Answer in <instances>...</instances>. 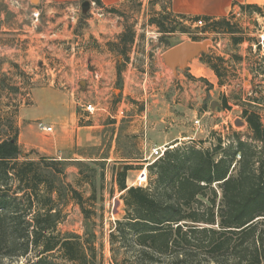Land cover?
<instances>
[{
  "label": "rangeland",
  "instance_id": "rangeland-1",
  "mask_svg": "<svg viewBox=\"0 0 264 264\" xmlns=\"http://www.w3.org/2000/svg\"><path fill=\"white\" fill-rule=\"evenodd\" d=\"M37 12L40 16L35 19ZM257 15L225 19L223 24L229 23L236 33L232 36L195 28L191 19L172 13L171 0H0V139L27 126L32 128L27 141L47 143L51 135L38 136L40 125L54 123L59 113L79 115L81 125L101 126L92 145L70 154L93 160L68 162L35 148H21L20 161L39 163L41 174L62 190L63 198L55 205L61 211L55 235L83 240L95 235L94 261L111 264L110 236L126 215L118 174L125 164L133 163L127 185L147 187L148 166L157 161L150 158L151 152L143 161H124L127 154L139 155L145 133L153 139L162 134L185 137L189 145L207 149L217 144L218 137L224 138V147L235 134L248 141L243 110L256 111L255 101L264 102V46L260 45L264 19ZM235 38L243 43L235 44ZM184 43L206 44V52L189 62L192 68L172 70L163 57ZM111 45L121 46H114L117 57L110 56ZM204 55L213 59L223 80L212 68L215 75L206 79L189 73L196 63L205 64ZM101 57L105 63L100 64ZM53 103L67 108L58 109ZM87 105L95 107L92 114L85 111ZM261 114L264 120V110ZM141 123L145 133L128 134L131 126ZM173 145L167 148L174 149ZM45 159L65 162L57 167L65 174H55V167ZM143 171L147 180L139 186ZM10 185L16 189L18 184ZM53 197L57 199L56 194ZM117 201L120 205L114 213ZM16 204L21 212L11 217L24 228L34 214L24 215L26 199ZM38 251L31 247L27 257L1 258L0 264H31ZM134 251L122 248L118 255L133 257ZM53 263L69 264L60 254Z\"/></svg>",
  "mask_w": 264,
  "mask_h": 264
},
{
  "label": "trees",
  "instance_id": "trees-1",
  "mask_svg": "<svg viewBox=\"0 0 264 264\" xmlns=\"http://www.w3.org/2000/svg\"><path fill=\"white\" fill-rule=\"evenodd\" d=\"M241 9L263 16L257 6ZM201 19L210 23L205 29L236 35L229 23L223 24L225 19L191 20ZM234 42L239 45L243 39ZM202 61L224 79L212 58L204 55ZM225 106L230 110L227 102ZM254 106L256 111L243 110L248 141L235 134L224 147V138L218 137L209 149L177 142L148 166L147 187L127 185L132 166L118 174L126 215L110 236L111 264H264V102L256 100ZM14 134L0 139V259L27 257L34 247L39 251L31 264H54L57 254L69 264H96L95 235L85 240L55 235L61 216L55 205L63 198L62 190L41 174L39 163L20 161L19 132ZM48 161L55 174H65L57 169L65 162H43ZM11 183L18 184L16 189ZM72 193L81 200L78 191ZM23 199L28 203L24 215L34 214L24 228L11 217L21 212L16 202ZM128 247L135 250L133 257L118 255Z\"/></svg>",
  "mask_w": 264,
  "mask_h": 264
},
{
  "label": "crops",
  "instance_id": "crops-1",
  "mask_svg": "<svg viewBox=\"0 0 264 264\" xmlns=\"http://www.w3.org/2000/svg\"><path fill=\"white\" fill-rule=\"evenodd\" d=\"M242 6H257L263 10L264 16V0H171V11L174 15L183 16L187 19H192L195 17H202V18H209L215 21L221 19H227L230 16H250L247 13H244L241 9ZM257 15V14H253ZM259 16V15H257ZM261 17V16H259ZM112 48L109 51L110 56H118L117 51L114 49H120V45H111ZM130 57V56H129ZM121 58V56H120ZM118 58V60L120 59ZM195 60V59H194ZM105 63V57L100 59V64ZM189 67L192 68V65L188 63ZM195 78H203L206 79L207 77H213L215 75L214 71L206 64L202 62L196 63V66L193 67L191 71H189ZM199 76V77H198ZM72 97L75 95L72 92ZM58 109H65L67 106L63 104H55ZM60 114L57 116L56 121L47 127H52V133H44L37 134L38 136H43L44 134H49L51 137L49 138V142L47 143H34L33 141H27L26 135L32 128L27 126H23L20 129V133L18 136V143L20 148L22 146L24 148H32L39 150L42 153H45L47 156L51 158L63 159V161L68 162H81V160H93V158H84L82 156H77L76 154L70 155L74 149L85 148L90 146L91 142L95 140L93 136L98 130L101 129L99 125H81L80 120L81 117L79 115H72L69 114ZM141 119L145 120L146 117L144 113H141ZM142 124V123H141ZM145 124V128H146ZM128 134H140L145 133L146 130L143 128V124L139 127L131 126L129 128ZM26 130V133H25ZM150 132H152L150 130ZM149 133H145L144 140H140V153L139 155L135 154H127L125 156V160L127 162L131 161H143L144 157H148L149 153L154 148H161V147H169L177 142L183 143L188 138L180 137V136H173L168 137L166 134H162L156 139L148 138ZM151 134V133H150ZM117 134L115 135L116 138ZM92 145V144H91ZM115 148V147H114ZM66 154V156H65ZM70 155V156H69ZM79 157V158H77ZM110 158H103V161H108ZM126 165L132 166L133 163H127Z\"/></svg>",
  "mask_w": 264,
  "mask_h": 264
},
{
  "label": "water",
  "instance_id": "water-1",
  "mask_svg": "<svg viewBox=\"0 0 264 264\" xmlns=\"http://www.w3.org/2000/svg\"><path fill=\"white\" fill-rule=\"evenodd\" d=\"M202 52H206V44L184 43L168 51L163 58L167 67L177 70L179 67L185 68L189 62L197 58ZM119 205L120 202H115L114 213H117Z\"/></svg>",
  "mask_w": 264,
  "mask_h": 264
},
{
  "label": "built area",
  "instance_id": "built-area-1",
  "mask_svg": "<svg viewBox=\"0 0 264 264\" xmlns=\"http://www.w3.org/2000/svg\"><path fill=\"white\" fill-rule=\"evenodd\" d=\"M39 16H40V13H38V12L36 14H34L35 19H38ZM262 17L264 19V16H262ZM191 22L195 28H199V29H205L210 24V23H207L203 19L198 20L196 22H194V21H191ZM261 40L262 41L260 42V45L264 46V34L261 37ZM85 111L92 114L95 111V107L93 105H87L85 107ZM198 124H199V121L196 122V125H198ZM40 130H41V132H44V133H52V131H53L52 127H47L43 124L40 125ZM167 150H168L167 147L154 148L151 150L150 158H153V161H156V160L162 158ZM144 172L145 171H143V176H144ZM144 183H146V180L144 181L142 179H139V181H138L139 186H142Z\"/></svg>",
  "mask_w": 264,
  "mask_h": 264
},
{
  "label": "bare ground",
  "instance_id": "bare-ground-1",
  "mask_svg": "<svg viewBox=\"0 0 264 264\" xmlns=\"http://www.w3.org/2000/svg\"><path fill=\"white\" fill-rule=\"evenodd\" d=\"M146 171V170H145ZM142 180H147V175H146V172H144V176L141 178Z\"/></svg>",
  "mask_w": 264,
  "mask_h": 264
}]
</instances>
